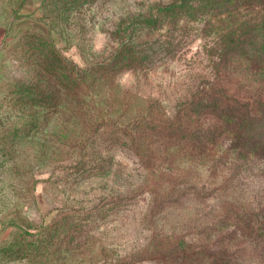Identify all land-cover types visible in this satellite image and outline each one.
I'll list each match as a JSON object with an SVG mask.
<instances>
[{"label": "rangeland", "instance_id": "1", "mask_svg": "<svg viewBox=\"0 0 264 264\" xmlns=\"http://www.w3.org/2000/svg\"><path fill=\"white\" fill-rule=\"evenodd\" d=\"M173 2L0 0V264H185L182 247L201 264H264L263 247L230 234L264 215V159L224 140L172 149L157 128L214 80L231 38L262 26L264 7L144 22ZM257 77L234 62L218 80L264 99Z\"/></svg>", "mask_w": 264, "mask_h": 264}, {"label": "trees", "instance_id": "2", "mask_svg": "<svg viewBox=\"0 0 264 264\" xmlns=\"http://www.w3.org/2000/svg\"><path fill=\"white\" fill-rule=\"evenodd\" d=\"M253 6L264 7V0H174L170 5L153 8L154 12H150V15L154 16L153 20L144 22L159 26L157 21L164 15L175 26L181 16H205L207 19L214 20L240 11L244 7ZM122 33L127 43L121 47L123 52L113 56L112 59L115 62L119 55L130 46L132 40L130 24L124 27ZM217 60L214 80L196 88L181 104L176 120L157 127L160 143L177 149L180 148V142L184 139L181 148L185 147L190 153L201 154L207 150V146L213 147L224 140L239 155L264 159V99H235L228 94L224 85L218 80L227 75L230 65L232 68L235 62L244 63L247 68L250 67V70L258 73L256 82L264 84V23L254 31L231 38L220 51ZM141 70L144 69L141 68ZM249 81L251 82V79ZM70 83L75 84L73 81ZM187 120L195 122L202 120L207 123L208 128L192 130L187 126L188 123L185 122ZM122 135L124 138H130L125 133ZM242 221H233L234 228L230 234H238L245 240L254 241L264 249V215L253 223ZM180 245L183 246L182 242ZM182 248L178 256L174 257L175 260L182 259L185 264H201L202 260H198L194 255L185 252L184 247ZM156 252L157 249L154 250L153 255ZM172 254L173 251H171ZM227 259L228 257L224 254H219L210 259L209 264H230Z\"/></svg>", "mask_w": 264, "mask_h": 264}, {"label": "built area", "instance_id": "3", "mask_svg": "<svg viewBox=\"0 0 264 264\" xmlns=\"http://www.w3.org/2000/svg\"><path fill=\"white\" fill-rule=\"evenodd\" d=\"M1 73H2V68H1V57H0V76H1Z\"/></svg>", "mask_w": 264, "mask_h": 264}, {"label": "crops", "instance_id": "4", "mask_svg": "<svg viewBox=\"0 0 264 264\" xmlns=\"http://www.w3.org/2000/svg\"><path fill=\"white\" fill-rule=\"evenodd\" d=\"M1 57V56H0Z\"/></svg>", "mask_w": 264, "mask_h": 264}]
</instances>
